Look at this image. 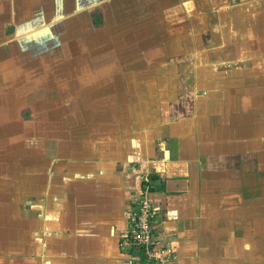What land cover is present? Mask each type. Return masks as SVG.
I'll use <instances>...</instances> for the list:
<instances>
[{"label":"crops","instance_id":"1","mask_svg":"<svg viewBox=\"0 0 264 264\" xmlns=\"http://www.w3.org/2000/svg\"><path fill=\"white\" fill-rule=\"evenodd\" d=\"M144 176L174 264H264V0H0V264H121Z\"/></svg>","mask_w":264,"mask_h":264},{"label":"built area","instance_id":"2","mask_svg":"<svg viewBox=\"0 0 264 264\" xmlns=\"http://www.w3.org/2000/svg\"><path fill=\"white\" fill-rule=\"evenodd\" d=\"M152 189L151 179L142 177L139 195L126 213V228L119 234L118 248L124 254L121 264H174V244L159 245L153 238L158 211L148 198Z\"/></svg>","mask_w":264,"mask_h":264},{"label":"rangeland","instance_id":"3","mask_svg":"<svg viewBox=\"0 0 264 264\" xmlns=\"http://www.w3.org/2000/svg\"><path fill=\"white\" fill-rule=\"evenodd\" d=\"M19 112H21V111H19ZM23 112V111H22ZM25 112V111H24ZM27 112H29V111H27ZM27 112H25V113H27Z\"/></svg>","mask_w":264,"mask_h":264}]
</instances>
